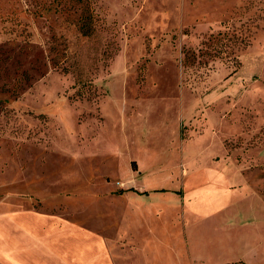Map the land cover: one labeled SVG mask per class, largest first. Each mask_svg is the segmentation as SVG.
<instances>
[{"label": "rangeland", "instance_id": "rangeland-1", "mask_svg": "<svg viewBox=\"0 0 264 264\" xmlns=\"http://www.w3.org/2000/svg\"><path fill=\"white\" fill-rule=\"evenodd\" d=\"M239 166L260 205L264 0H0V235L38 264H167L166 206L229 199Z\"/></svg>", "mask_w": 264, "mask_h": 264}, {"label": "crops", "instance_id": "crops-1", "mask_svg": "<svg viewBox=\"0 0 264 264\" xmlns=\"http://www.w3.org/2000/svg\"><path fill=\"white\" fill-rule=\"evenodd\" d=\"M237 169L229 176L230 178L225 176L224 172H218L220 176H223L224 184L228 185L229 194L228 192L226 193L229 195V199L221 197V202L214 203L209 209H207L209 204H201L199 202L189 204L185 202L171 203L166 206L165 209L168 210V215L166 216L170 217L171 220L167 227H162L160 231L161 237L157 236L158 234L156 233L154 242L155 258L163 253V256L160 257L170 259L167 264H206L216 259L219 260L220 256L230 247L237 251L238 249L242 251L244 248L245 252H243V256L241 252V257L236 259H229L227 254L224 253L223 263L252 264L256 261L255 264H264V242H262L264 239H260L256 233L258 227L251 225L248 222L249 218L241 217L242 212L247 210L250 217L252 215V217H259L261 222L262 220L264 222V198L255 188L251 187L261 196L260 199H263L260 205L256 203L240 204L235 201L237 195H241V189L244 184H250L244 175V169L240 166ZM238 177L240 178L239 181ZM238 188L240 190H237ZM256 192L255 194H257ZM132 207L136 211L138 229L141 231L140 228L144 226V220L141 219L144 213L141 211L144 207L139 202L133 204ZM146 209L147 211L149 210V208ZM214 220H219L222 225L217 228L214 227V230L211 231L206 226L210 225ZM16 230L11 231L8 227L5 238L0 235V242H4L3 247L0 246V264H11L8 262L11 257H7L8 254L10 255V251H15L16 264H38V260H42V257L37 252H33L38 250V247L33 245L34 247L30 246L29 250H26L21 244L24 241V236L18 229ZM202 231H211L212 234L218 236L216 238H219L218 241H215V236L213 235L208 244L204 243V240L200 238ZM34 238V242H38V235L35 234ZM136 243L137 245L135 244L134 246L140 248L141 245L138 238ZM213 248H217V250L214 252L211 250ZM230 260L232 261L230 262Z\"/></svg>", "mask_w": 264, "mask_h": 264}, {"label": "bare ground", "instance_id": "bare-ground-1", "mask_svg": "<svg viewBox=\"0 0 264 264\" xmlns=\"http://www.w3.org/2000/svg\"><path fill=\"white\" fill-rule=\"evenodd\" d=\"M207 228H208V227H207ZM206 230H207V229H206ZM209 234H210V235H212V236H213V235H215V234H212V232H211V231H209Z\"/></svg>", "mask_w": 264, "mask_h": 264}, {"label": "trees", "instance_id": "trees-1", "mask_svg": "<svg viewBox=\"0 0 264 264\" xmlns=\"http://www.w3.org/2000/svg\"><path fill=\"white\" fill-rule=\"evenodd\" d=\"M145 193H147V192H145Z\"/></svg>", "mask_w": 264, "mask_h": 264}]
</instances>
